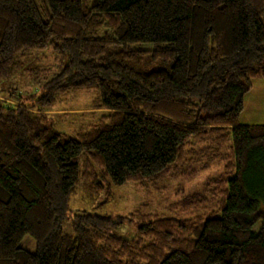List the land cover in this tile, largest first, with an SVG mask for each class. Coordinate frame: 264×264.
<instances>
[{
  "label": "trees",
  "instance_id": "16d2710c",
  "mask_svg": "<svg viewBox=\"0 0 264 264\" xmlns=\"http://www.w3.org/2000/svg\"><path fill=\"white\" fill-rule=\"evenodd\" d=\"M145 56L162 67L135 69ZM22 74L43 82L24 98ZM259 78L264 0H0V264H264V126L239 124ZM78 91L97 97L72 138L47 112ZM213 165L199 191L177 192L189 218L68 216L79 188ZM124 222L134 238L113 234Z\"/></svg>",
  "mask_w": 264,
  "mask_h": 264
},
{
  "label": "rangeland",
  "instance_id": "374dc122",
  "mask_svg": "<svg viewBox=\"0 0 264 264\" xmlns=\"http://www.w3.org/2000/svg\"><path fill=\"white\" fill-rule=\"evenodd\" d=\"M35 2L39 6L41 0H35ZM143 47L148 49V46ZM132 66L138 71L148 72L161 68L162 64L153 62L145 56L140 63ZM38 81L40 82V79H35L32 75L22 74L11 83V87L16 90L17 96L24 98L35 93L37 87L43 84V82L39 84ZM36 83L38 85H34ZM3 96L0 93V97ZM96 97L97 93L93 91L62 94L47 114L55 121V125L59 130L65 131L68 136L74 138V131L79 126L87 125L91 119L88 117L90 113L88 109L92 100ZM8 103L11 105L16 104L13 101ZM78 115L87 117L84 121H80ZM239 124L264 126V78L252 81L251 90L243 98V110L239 118ZM221 173L222 167L213 165L209 170L199 173L193 178L166 179L156 186H141L137 184H130L121 188L104 186V191L98 197L88 195L82 187L69 200L68 216L84 212L114 218L139 210L144 215L157 213L169 218H189L193 215L181 213L177 206L180 200L177 192L181 190L186 195H189L199 191L207 179L218 176ZM69 217L64 220L62 229L65 234L71 235ZM113 234L127 239L134 238L136 226L134 223L124 222ZM19 246L31 253L35 252L36 248L34 240L29 236H24Z\"/></svg>",
  "mask_w": 264,
  "mask_h": 264
}]
</instances>
